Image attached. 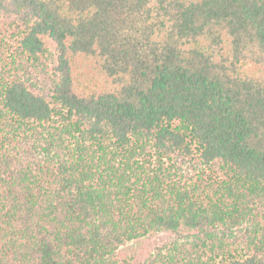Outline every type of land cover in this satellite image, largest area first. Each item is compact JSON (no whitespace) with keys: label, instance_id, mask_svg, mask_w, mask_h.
Segmentation results:
<instances>
[{"label":"trees","instance_id":"trees-1","mask_svg":"<svg viewBox=\"0 0 264 264\" xmlns=\"http://www.w3.org/2000/svg\"><path fill=\"white\" fill-rule=\"evenodd\" d=\"M0 264H264V0H0Z\"/></svg>","mask_w":264,"mask_h":264},{"label":"rangeland","instance_id":"rangeland-1","mask_svg":"<svg viewBox=\"0 0 264 264\" xmlns=\"http://www.w3.org/2000/svg\"><path fill=\"white\" fill-rule=\"evenodd\" d=\"M166 240H167V235H165V234L152 236V237H150V239L144 240V242L142 243V249L147 251V250L151 249V244L153 242L160 243V242H163V241H166ZM140 246H141L140 243L133 242V243L128 244L126 246V248H128V247L138 248Z\"/></svg>","mask_w":264,"mask_h":264}]
</instances>
